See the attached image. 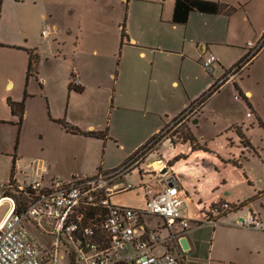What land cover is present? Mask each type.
<instances>
[{
	"label": "crops",
	"instance_id": "obj_1",
	"mask_svg": "<svg viewBox=\"0 0 264 264\" xmlns=\"http://www.w3.org/2000/svg\"><path fill=\"white\" fill-rule=\"evenodd\" d=\"M211 1L232 6L235 10L230 15L193 11L189 13L184 24H175L171 22L174 0H125V9L122 15L119 14L112 21L117 25L114 26L113 23L112 28L109 27L110 32L114 35V41L119 44L120 56L114 76L113 92L109 95L111 120L108 122V127L104 128L106 137L97 138L73 133L66 130L61 124L66 122L82 132H97L93 123L88 121L86 125H82L77 121L78 118L83 119L84 111L82 113L77 109L80 114L79 117H74L75 119L69 115L72 105L83 106L79 97L85 93L87 88L85 77L71 69L69 74L61 79L59 96L62 102L59 106L57 94H52V98L50 97L44 88V79L39 80L36 72L29 75L26 81L28 54L26 67L23 65L25 72L21 73L22 75L17 81L9 75L1 78L0 103L4 105L7 113L5 116H0V122L16 125L18 135L25 112L27 114L28 109L33 106L38 97L40 99L43 97L49 113L52 111V121L57 127L58 138L61 137L65 141L73 138L103 140L110 135L127 156L115 167L121 166L153 135L198 100L215 80L220 79L225 71L246 53L247 48H243L241 55L238 53L235 61H227V52L222 48L228 49L238 44L230 35L233 26L232 17L239 14L242 20H248L246 3L249 0ZM135 3L141 5L138 6V11L135 10ZM40 16L45 18L47 15L40 12ZM261 30L257 35L261 33ZM248 42L251 41H247L246 46ZM24 44H27V41ZM18 46L35 50L33 45ZM92 52H96V50L93 49ZM129 54L137 58L135 70L142 69L144 73L148 74L149 85L141 84L136 79L133 71L134 64L132 65L129 60L126 63L123 62L124 66L122 67L121 61ZM210 54L215 56L216 61L213 63L212 71L207 72L203 68L202 62ZM256 57L257 55L251 63ZM139 60L141 63L137 62ZM174 62L175 66H171ZM146 68H149V71L148 69L146 71ZM127 69H129V76ZM31 79L35 82L33 85ZM72 79H79L78 91L69 89L68 85ZM232 84L247 107L253 109L256 118H259L256 103L252 100V92L249 89H242L237 81ZM223 86L208 97L200 107L198 114L191 119L189 122L191 132V125H194V122L198 123V119L220 97L219 93ZM167 90H170V93ZM235 91L232 92L234 100H236ZM8 99L15 102L23 101L24 111L19 125L16 124L18 118L10 113L7 105ZM82 109L84 108L82 107ZM114 109L117 110V113L113 114ZM250 117L246 112L244 117L234 120L227 129L234 131V133L226 134L227 141L231 146H234L236 142L237 146H234L233 150L228 151L226 155L217 153L205 141L201 143L197 139L198 144L204 149H193L189 141L174 138L171 141L165 136L151 151L146 153L142 161L132 166L116 181V184L121 187L130 185L123 184L124 179H128L125 175L130 174L133 169H137L142 182V203H130L132 208L137 209L145 206L146 188L153 189L154 186L160 185L167 179L175 181L183 200L179 209L190 219L188 228L182 229L178 225H173L172 228V246L170 248L180 258L179 264L262 263L260 246L263 244V240L259 238V235H263L261 229H247V231H253L254 236L243 238H236L234 232L245 230L237 225L239 216L252 213L261 220V228L262 220H264V148L254 145L245 133L248 124L251 127L254 125L253 121L247 120ZM167 118H171V120L167 121ZM260 122L264 124L261 118L258 119L257 124L260 125ZM237 131L245 136L247 144L243 143ZM206 138L209 137L200 135L201 140ZM16 142L18 143V137ZM16 142L15 144H17ZM124 144L127 147H124ZM249 148L251 151L247 150ZM63 153L68 152L63 150ZM33 160L35 158L21 162L16 157L13 173L10 176L9 171L7 181L10 178L19 181L25 175H30L32 169L29 165ZM36 160L45 166L43 183L57 178L53 171L52 174L50 173L49 165L47 166L40 159ZM252 163H256L261 169L258 173H254V169L250 168ZM115 167H109V169ZM235 167L240 168L242 176L234 170ZM161 170L163 171L159 174L158 172ZM68 175L75 176L73 173ZM130 186V188H122L113 192L110 195V200L113 195L133 188L132 185ZM238 186L240 188H237ZM222 202L232 204L237 208L214 216L210 211V206ZM206 215L212 216L213 222H204ZM154 220L155 222H153ZM143 223L148 230L156 231L161 239L167 237L168 232L163 227L164 222L160 217H146ZM233 247L235 251L232 252L231 248ZM168 248L167 244L158 243L152 248L151 253L159 255L166 252Z\"/></svg>",
	"mask_w": 264,
	"mask_h": 264
},
{
	"label": "rangeland",
	"instance_id": "obj_2",
	"mask_svg": "<svg viewBox=\"0 0 264 264\" xmlns=\"http://www.w3.org/2000/svg\"><path fill=\"white\" fill-rule=\"evenodd\" d=\"M138 4L135 3V10L141 6ZM246 8L248 20H242L239 14L232 17L230 35L238 44L228 49L222 48L227 52V61H235L237 54L241 55L242 49L247 48L246 42L257 41L264 30V0H249ZM124 9L125 0H0V81L5 75L12 76L17 81L20 75L24 74L23 65L26 67L29 48H20L18 45L26 47L33 45L35 50L32 48L31 51L37 56L36 73L39 80L44 79V88L50 97L57 94V103L61 105L59 83L71 69H74L85 77L87 88L79 97L84 109L72 105L69 115H72L73 119L84 111L83 119L77 120L79 123L86 125L89 121L95 125L97 131L104 130L111 120L109 95L113 92L114 76L120 56L119 44L114 41V35L109 27L112 28L113 23L114 26L117 25L112 21L119 14L122 15ZM40 12L47 16L41 17ZM42 30L48 34L42 35ZM259 30L261 33L257 35ZM25 41L27 44H24ZM93 49L96 52H92ZM136 59L135 56L127 55L121 61L122 67L123 62L129 60L132 65L134 64L136 79L141 84L149 85L148 74L142 69L135 70ZM137 62L141 63L140 60ZM175 64L174 62L171 66ZM147 69L149 71V68L145 70ZM127 75H130L129 69ZM236 81L242 89H249L252 92L257 114L264 123V47L253 63L245 64L233 80L223 86L219 93L220 97L198 119L199 122L191 125L193 136L201 143L205 141L221 155H226L237 146L236 142L231 146L227 141L226 134L234 133L233 129H227L234 120L244 117L246 112L251 116L247 120L253 121L254 125L251 127L248 124L245 133L254 145L264 148V126L257 124L259 118H256L253 109L248 108L240 94L235 91L232 82ZM33 83L35 82L31 79V84ZM233 90L238 97L236 100L232 98ZM167 92L170 93V90ZM3 106L0 103V116L7 113ZM200 107L182 116L180 122L178 119L167 118V121H171L163 128L162 135L178 139L180 135L178 131L184 126L189 128V122L198 114ZM114 113H117L116 109ZM17 133L16 125L0 122V183L8 179L14 154L21 162L33 158L44 161L47 166L49 165L50 173L53 171L57 179L64 181L71 178L69 173L75 176L93 175L97 171L119 165L127 157L125 151L110 135L103 140L73 138L65 141L61 137L58 138L57 127L52 121V111L49 113L43 97L42 99L38 97L27 114L25 112L20 133L18 135ZM200 135L209 138L201 140ZM17 137L18 143L15 148ZM155 146L156 144L153 148ZM63 150L68 153L64 154ZM247 150L251 151L250 148ZM146 153L147 150L138 153L131 163H139ZM250 168L254 169V173L261 170L256 163H252ZM234 170L242 176L240 168L235 167ZM125 177L128 179H124L123 184L128 183L133 188L113 195L111 203L124 207H132L130 203H142V182L137 169H133ZM247 229L234 231L236 234L234 236L236 238L254 236V232ZM256 229L263 232L259 238L263 240L260 246L262 257L260 264H264V220L262 228ZM31 230L45 243H49L50 240L45 239L40 230L36 228ZM231 249L232 252L235 251L234 247Z\"/></svg>",
	"mask_w": 264,
	"mask_h": 264
},
{
	"label": "built area",
	"instance_id": "obj_3",
	"mask_svg": "<svg viewBox=\"0 0 264 264\" xmlns=\"http://www.w3.org/2000/svg\"><path fill=\"white\" fill-rule=\"evenodd\" d=\"M41 34L48 33L42 30ZM263 47L264 31L257 41L247 43V60L216 80L217 89L232 81ZM215 61L214 55H207L202 66L211 72ZM73 83L79 85V79ZM199 106L197 102L192 103L178 121ZM162 130L157 133L161 139L165 137ZM157 143L149 141L134 156L143 150L148 153ZM134 156L121 166L93 175L73 176L66 181L55 178L47 183H43L45 166L35 159L29 165L30 175L19 181L10 178L1 182L0 264H63L64 257L70 252L78 264H179L180 258L170 248L172 228L173 225L188 228L190 219L179 209L183 200L173 179H167L153 189L146 188V202L141 209L110 202L113 192L131 187L118 186L116 181L137 163H131ZM231 205L217 203L210 206V211L217 216L231 210ZM151 216L163 220V227L168 232L164 239L143 223ZM203 221L213 222L212 216L206 215ZM237 225L261 228V220L248 213L239 216ZM31 228L40 230L49 243L34 234ZM158 243L167 244L168 250L159 255L151 253Z\"/></svg>",
	"mask_w": 264,
	"mask_h": 264
},
{
	"label": "trees",
	"instance_id": "obj_4",
	"mask_svg": "<svg viewBox=\"0 0 264 264\" xmlns=\"http://www.w3.org/2000/svg\"><path fill=\"white\" fill-rule=\"evenodd\" d=\"M234 10H235V8L232 6H228V5H225V4L216 2V1H211V0H174L171 22L175 23V24H184L187 21L189 13L193 12V11L205 13V14L230 15L231 13L234 12ZM27 52L29 55V59H28V64H27V68H26V77H25L26 81H27L29 75L36 72V63H37V56L35 54H33L31 50H28ZM246 56H247V51L243 55V57L237 63L232 65L228 70H226L225 73L227 71H229L233 66H235L241 62H245L247 60ZM249 63H251V61ZM215 83H216V80L207 89V91L204 92L198 98V100H196L195 102H197L200 106H202L205 103V101L208 99V97L211 96L215 91L218 90ZM68 87H69V89H73L76 91L79 90L78 85L74 84L72 81L68 85ZM243 98L246 99L245 97H243ZM7 105L9 107L10 113L18 118V121L16 122V124L19 125L20 121L22 119V116H23V111H24L23 101L15 102V101H11L8 99ZM183 112H181L177 117L173 118L172 120H176ZM193 122H194V120H193ZM61 124L63 125L64 128H66V130L73 132V133H80L83 135H89V136L97 137V138L106 137V131L105 130L104 131H97V132H91V131L82 132L79 129H77L76 127L71 126L70 124H68L66 122H62ZM260 125L264 126V124H262V122H260ZM237 132H238V135L240 136V138L244 141L243 143L247 144L248 141L245 138V136L241 132H239V131H237ZM178 133L180 135L177 138L185 140V141H189L191 144V147L193 149H204L203 146L198 144L197 139L193 136V133L191 132L190 128L184 126L181 128L180 131H178ZM166 137L170 138L171 141H173V136H166ZM160 140H161V135L155 134L146 143H148L149 141H153L154 143H157ZM146 143H144L142 146H144ZM16 145L17 144H15V147H16ZM136 151L131 156H129V159H131L134 156ZM15 159H16V156L14 154V155H12V164H11L10 176L12 175L13 170H14ZM231 206H232V209L237 208L234 205H231ZM224 212H226V211H224ZM63 264H78V262L76 261L74 254L72 252H70V253H68Z\"/></svg>",
	"mask_w": 264,
	"mask_h": 264
},
{
	"label": "water",
	"instance_id": "obj_5",
	"mask_svg": "<svg viewBox=\"0 0 264 264\" xmlns=\"http://www.w3.org/2000/svg\"><path fill=\"white\" fill-rule=\"evenodd\" d=\"M181 242H184V241L181 240Z\"/></svg>",
	"mask_w": 264,
	"mask_h": 264
}]
</instances>
